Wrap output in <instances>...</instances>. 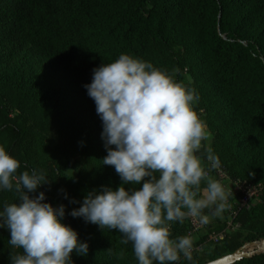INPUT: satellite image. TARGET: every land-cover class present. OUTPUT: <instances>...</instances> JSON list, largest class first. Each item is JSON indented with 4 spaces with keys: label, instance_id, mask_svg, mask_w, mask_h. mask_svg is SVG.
<instances>
[{
    "label": "trees",
    "instance_id": "1",
    "mask_svg": "<svg viewBox=\"0 0 264 264\" xmlns=\"http://www.w3.org/2000/svg\"><path fill=\"white\" fill-rule=\"evenodd\" d=\"M218 14L225 38L217 33ZM3 51L6 62L20 61L26 52L61 77L62 87L33 69L17 78L23 60L0 71V146L19 160L16 175L37 170L49 179L29 195L44 192V202L64 205L61 222L89 245L86 256L71 254L72 264H138L118 231L69 214L89 192L122 184L115 169L103 165V125L85 88L95 68L122 53L195 89L194 107L212 132L220 168L233 182L262 187L251 208L234 207L238 228L216 243L193 241L192 260L181 255L178 264H203L264 240V0H0L1 56ZM124 186L139 189L142 183ZM15 202L14 191L0 190V211ZM225 225L226 219L216 220L208 233ZM191 227V218L171 224L172 238L190 236ZM10 238L0 228V264H11L16 250ZM232 264H264V250Z\"/></svg>",
    "mask_w": 264,
    "mask_h": 264
},
{
    "label": "clouds",
    "instance_id": "2",
    "mask_svg": "<svg viewBox=\"0 0 264 264\" xmlns=\"http://www.w3.org/2000/svg\"><path fill=\"white\" fill-rule=\"evenodd\" d=\"M85 88L103 125V165L113 167L122 184L89 192L69 214L118 231L138 264H178L181 255L192 260L193 239L172 238L171 224L189 218L207 224L206 209L221 217L231 207V193L210 175L220 160L205 143L211 133L194 107L199 95L167 71L124 53L95 68ZM20 167L0 146V190L14 191L19 201L0 211V228L10 231L8 243L16 250L11 264H72L74 251L86 256L89 245L61 222L64 205L44 202V192L29 195L49 183L45 173L16 175ZM141 183L139 189L124 186Z\"/></svg>",
    "mask_w": 264,
    "mask_h": 264
},
{
    "label": "rangeland",
    "instance_id": "3",
    "mask_svg": "<svg viewBox=\"0 0 264 264\" xmlns=\"http://www.w3.org/2000/svg\"><path fill=\"white\" fill-rule=\"evenodd\" d=\"M242 17H243L242 14L236 16L237 20H241ZM255 26H259V25H255ZM216 27H217V33L220 36H222L223 38H225L227 33L222 31V29H221L220 15L219 14L216 17ZM241 43L243 45H245L246 41L245 40L241 41ZM4 54H5V52L3 51L2 52V56L0 55V71H7L6 66L12 71V67H13L14 63L19 65L20 64L19 62L21 60H23L24 61L23 67H20L15 72L14 76H16L17 78L27 77L28 74L30 73V71L33 69V71L35 73L40 74L42 77L46 78V80L49 82L50 85H54L56 87H62L63 86V84L60 81L61 77H60L59 74L51 73V72L48 73L45 70V64L43 62H41L39 60H36V59H34L32 57H29L26 52L19 56L20 57V61L17 60V59H13L12 62H8L7 61L8 63L2 59ZM11 74H13V73L11 72ZM187 82L188 83L192 82V79H191V77L189 75H187ZM207 129L211 133V139L209 141L205 142V143L208 146L211 147L213 135H212V132L209 130L208 127H207ZM205 166L206 167L208 166V162L205 164ZM218 170H220L221 174L224 175V176H221V174H219ZM210 175L214 179L219 180L221 183H222V180H223V183H225V184H226V182H224V179H226V178L229 179L220 167L218 169L213 170L210 173ZM230 193H231V195L229 196L228 203L231 205V207L228 208L227 210H225L222 213L221 217H215V216L211 217L209 215V213H205L206 215H209V221H208L207 224H202V223L199 222V220L193 218V222H198V224H200V227L196 228V226H194V227L192 226L191 229H190L189 233H190V237L193 239V241L201 239L202 237H205L206 241H208V239H207L208 227L212 226V223H215L216 219L218 221L227 219L229 209H234V207L236 206V203H237L236 196L233 194V192H230ZM243 249L245 251H250V252H253L255 250L263 251V249H264V240L263 239H259L258 241L254 242V243H248V244L243 246Z\"/></svg>",
    "mask_w": 264,
    "mask_h": 264
},
{
    "label": "built area",
    "instance_id": "4",
    "mask_svg": "<svg viewBox=\"0 0 264 264\" xmlns=\"http://www.w3.org/2000/svg\"><path fill=\"white\" fill-rule=\"evenodd\" d=\"M218 172L219 174H221L220 170H218ZM221 176H224V175L221 174ZM261 189L262 187L259 184H250V183H247L246 181L234 182V190L231 192H233V194L236 196L237 209H249L253 205H255L257 202H259ZM236 213L237 212L235 209H229L228 217L226 219V225L224 229L218 233H214V232L208 233L207 235L208 241L215 242V243L219 242L230 231L238 228L239 224L234 220ZM191 226L193 227L196 226V228H198L200 227V224H198V222H193V218H191Z\"/></svg>",
    "mask_w": 264,
    "mask_h": 264
},
{
    "label": "water",
    "instance_id": "5",
    "mask_svg": "<svg viewBox=\"0 0 264 264\" xmlns=\"http://www.w3.org/2000/svg\"><path fill=\"white\" fill-rule=\"evenodd\" d=\"M264 250V249H263ZM252 254L250 251H245L243 247L238 248L232 253H228L225 255H222L216 259L207 261L203 264H232L236 262L239 259H242L244 257H249Z\"/></svg>",
    "mask_w": 264,
    "mask_h": 264
},
{
    "label": "crops",
    "instance_id": "6",
    "mask_svg": "<svg viewBox=\"0 0 264 264\" xmlns=\"http://www.w3.org/2000/svg\"><path fill=\"white\" fill-rule=\"evenodd\" d=\"M224 182H226V184L225 183H223V180H222V185L225 187V189L228 191V192H231V191H233L234 190V182H232L231 180H229V179H224ZM209 215H210V213H209ZM211 217H213L212 215H210ZM217 220V219H216Z\"/></svg>",
    "mask_w": 264,
    "mask_h": 264
}]
</instances>
